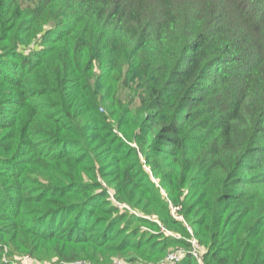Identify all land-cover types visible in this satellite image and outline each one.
<instances>
[{
    "label": "trees",
    "instance_id": "trees-1",
    "mask_svg": "<svg viewBox=\"0 0 264 264\" xmlns=\"http://www.w3.org/2000/svg\"><path fill=\"white\" fill-rule=\"evenodd\" d=\"M176 248L264 264V0H0V264Z\"/></svg>",
    "mask_w": 264,
    "mask_h": 264
},
{
    "label": "built area",
    "instance_id": "built-area-1",
    "mask_svg": "<svg viewBox=\"0 0 264 264\" xmlns=\"http://www.w3.org/2000/svg\"><path fill=\"white\" fill-rule=\"evenodd\" d=\"M107 192H108L109 197L113 201V203L117 204L118 207H122L114 199L112 192L111 191H107ZM177 208L178 207H172V212H174V210ZM161 230H164V228L162 226H161ZM188 240L190 242V253L192 254L193 257H195L197 259L198 262H200L201 247H200L198 241L194 237H191ZM182 252H183L182 248H176L174 251L170 252L165 257L164 260H162L161 262H158L156 264H175L179 260ZM10 262H11V264H37L32 258L29 257V255H23L17 259L14 258ZM68 264H93V263L90 260L78 259V260L71 261ZM110 264H134V263L128 261L127 259H122L119 257V258H115ZM149 264H154V263H149Z\"/></svg>",
    "mask_w": 264,
    "mask_h": 264
},
{
    "label": "rangeland",
    "instance_id": "rangeland-1",
    "mask_svg": "<svg viewBox=\"0 0 264 264\" xmlns=\"http://www.w3.org/2000/svg\"><path fill=\"white\" fill-rule=\"evenodd\" d=\"M128 92L126 91L124 94L123 93H118L117 94V97L119 98V99H122V100H125V95L127 94ZM105 108L104 107H102L101 109H100V111L101 112H105ZM113 132H115L120 138H122L123 139V137H122V134L120 133L121 131L119 130V128L117 127V124L116 123H113ZM98 176V175H97ZM97 180H99L100 182H101V184H102V186L104 187H109L107 190L108 191H111L112 193H113V191H114V188H113V185H108L107 184V182H105V180L103 179V178H100V177H97ZM100 189H102V188H100ZM113 190V191H112ZM114 193H115V191H114ZM113 195V194H112ZM120 202H122V201H120ZM119 202V204L121 205V206H125V204H122V203H120ZM138 215H139V212H138ZM23 255H29V254H27V253H24V254H20V255H17L18 257H14V258H19V257H21V256H23ZM29 257L30 258H32L37 264H51V263H53V262H51L53 259H51V257H48L47 256V258L46 257H43V259L44 260H39V259H37V258H34L33 256H31V255H29ZM14 258H12V259H14ZM115 258H119V257H111V259L108 261V263L107 264H110ZM4 260L3 261H5V262H8V263H10L11 264V262L7 259V257H5V258H3ZM51 259V260H50ZM69 263V262H68ZM92 263L94 264L95 262L94 261H92ZM95 264H97V263H95Z\"/></svg>",
    "mask_w": 264,
    "mask_h": 264
}]
</instances>
